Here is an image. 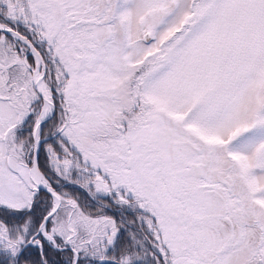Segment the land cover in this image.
<instances>
[{
  "label": "snow or ice",
  "instance_id": "1",
  "mask_svg": "<svg viewBox=\"0 0 264 264\" xmlns=\"http://www.w3.org/2000/svg\"><path fill=\"white\" fill-rule=\"evenodd\" d=\"M0 264H264V0H0Z\"/></svg>",
  "mask_w": 264,
  "mask_h": 264
}]
</instances>
